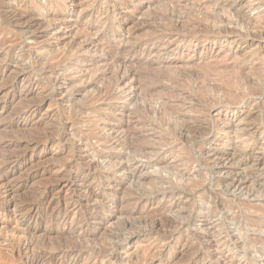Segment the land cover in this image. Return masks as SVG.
<instances>
[{
	"label": "rangeland",
	"instance_id": "rangeland-1",
	"mask_svg": "<svg viewBox=\"0 0 264 264\" xmlns=\"http://www.w3.org/2000/svg\"><path fill=\"white\" fill-rule=\"evenodd\" d=\"M0 264H264V0H0Z\"/></svg>",
	"mask_w": 264,
	"mask_h": 264
},
{
	"label": "bare ground",
	"instance_id": "bare-ground-1",
	"mask_svg": "<svg viewBox=\"0 0 264 264\" xmlns=\"http://www.w3.org/2000/svg\"><path fill=\"white\" fill-rule=\"evenodd\" d=\"M158 2V1H157ZM171 2V1H170ZM207 2V1H206ZM202 4H203V2H202ZM205 4V3H204ZM207 14V13H206ZM182 18L183 17H181V20H182ZM185 19V18H184ZM32 20V19H31ZM177 22V21H176ZM175 22V23H176ZM43 23V22H42ZM24 24V23H23ZM31 24V23H30ZM182 25V24H181ZM80 27V26H79ZM198 27H199V25H198ZM92 28V27H91ZM195 28V27H194ZM82 29V28H81ZM84 29V28H83ZM89 29V28H88ZM201 29V28H200ZM88 31V30H87ZM204 31V30H203ZM199 32V31H198ZM205 32V31H204ZM203 33V32H202ZM245 33V32H244ZM54 51V50H53ZM117 51V50H116ZM123 51V50H122ZM121 55V54H120ZM111 56V55H110ZM52 58V57H51ZM119 59V58H118ZM47 60V59H46ZM103 61V60H102ZM123 61H124V59H123ZM120 62V61H119ZM122 62V61H121ZM120 62V63H121ZM142 66V65H141ZM144 66V65H143ZM95 69V68H94ZM93 70V69H92ZM45 71V70H44ZM92 72V71H91ZM94 72V71H93ZM95 72H98V71H95ZM94 74V73H93ZM9 75V74H8ZM212 75V74H211ZM93 76V75H92ZM102 76V75H101ZM111 76V75H110ZM100 77V76H99ZM110 79H111V77H110ZM124 79V76L123 75H119L118 76V78H117V82L119 83V81L121 80H123ZM87 83V82H86ZM122 83V82H121ZM88 84V83H87ZM109 84V83H108ZM107 84V85H108ZM96 86V85H95ZM109 87H110V85H109ZM108 88V87H107ZM100 89H101V87H100ZM102 94V93H101ZM100 94V95H101ZM108 94V93H107ZM227 94V93H226ZM97 97V96H96ZM96 99V98H95ZM123 133V132H122ZM50 135V134H49ZM136 135V134H135ZM131 136V135H130ZM126 137V136H125ZM187 138V137H186ZM121 140V139H120ZM122 143V142H121ZM143 150V149H142ZM15 159V158H14ZM120 162V164H122V166H126V164L128 165V163H125V161L123 162V161H119ZM116 166V165H115ZM121 170V169H120ZM172 222V221H171ZM124 225V224H123ZM130 228V227H129ZM17 251V250H16ZM137 257V256H136ZM140 260H141V258H140Z\"/></svg>",
	"mask_w": 264,
	"mask_h": 264
}]
</instances>
